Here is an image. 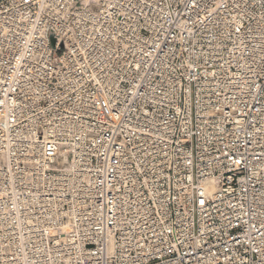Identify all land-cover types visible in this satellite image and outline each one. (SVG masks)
Masks as SVG:
<instances>
[{"label":"built area","instance_id":"built-area-1","mask_svg":"<svg viewBox=\"0 0 264 264\" xmlns=\"http://www.w3.org/2000/svg\"><path fill=\"white\" fill-rule=\"evenodd\" d=\"M0 264H264V0H0Z\"/></svg>","mask_w":264,"mask_h":264},{"label":"water","instance_id":"water-1","mask_svg":"<svg viewBox=\"0 0 264 264\" xmlns=\"http://www.w3.org/2000/svg\"><path fill=\"white\" fill-rule=\"evenodd\" d=\"M52 42H53V40H52Z\"/></svg>","mask_w":264,"mask_h":264}]
</instances>
